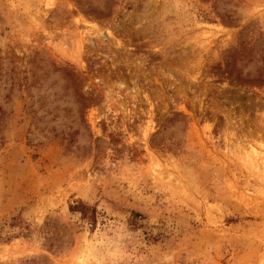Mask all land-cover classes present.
Listing matches in <instances>:
<instances>
[{
	"label": "rangeland",
	"instance_id": "1",
	"mask_svg": "<svg viewBox=\"0 0 264 264\" xmlns=\"http://www.w3.org/2000/svg\"><path fill=\"white\" fill-rule=\"evenodd\" d=\"M0 264H264V0H0Z\"/></svg>",
	"mask_w": 264,
	"mask_h": 264
},
{
	"label": "trees",
	"instance_id": "2",
	"mask_svg": "<svg viewBox=\"0 0 264 264\" xmlns=\"http://www.w3.org/2000/svg\"><path fill=\"white\" fill-rule=\"evenodd\" d=\"M83 208H86L84 205H82V204H78L77 206H72V207H70V211H72V212H80V214L82 215V219H89V220H92V217L90 216V215H88V214H86L82 209ZM88 209V208H87Z\"/></svg>",
	"mask_w": 264,
	"mask_h": 264
}]
</instances>
